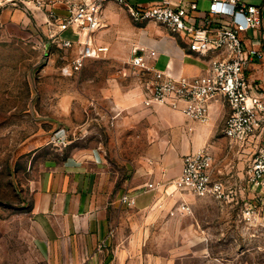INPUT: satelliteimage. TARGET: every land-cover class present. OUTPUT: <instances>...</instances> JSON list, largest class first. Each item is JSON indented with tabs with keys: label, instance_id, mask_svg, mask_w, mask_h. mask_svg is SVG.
<instances>
[{
	"label": "rangeland",
	"instance_id": "obj_1",
	"mask_svg": "<svg viewBox=\"0 0 264 264\" xmlns=\"http://www.w3.org/2000/svg\"><path fill=\"white\" fill-rule=\"evenodd\" d=\"M113 3L110 16L102 12L98 30L70 47L58 43L48 20V31L27 30L17 37L0 31V264H52L48 241L31 213V181L46 165L104 144L113 147L118 133L121 148L133 147L127 135L134 132V121H142L144 133L151 125V111L137 106L152 107L146 103L151 98V71L132 64L140 47L138 23ZM88 45L96 54L83 57L75 69L73 62ZM40 55L43 60L33 70L64 74L56 92L44 91L54 90L45 83L40 93L31 91L30 66ZM256 192L253 206L262 214L264 189ZM169 194L170 218L176 219L170 221V262L264 264V222L246 223L245 203L198 198L171 184ZM182 201H189V210H177ZM151 244L146 250L160 249L155 256H166L165 238H153Z\"/></svg>",
	"mask_w": 264,
	"mask_h": 264
},
{
	"label": "crops",
	"instance_id": "obj_2",
	"mask_svg": "<svg viewBox=\"0 0 264 264\" xmlns=\"http://www.w3.org/2000/svg\"><path fill=\"white\" fill-rule=\"evenodd\" d=\"M5 1L0 10V28H3L0 31L8 30L15 37L27 30L46 31L48 20L49 29L57 37L76 44L75 30L70 28L60 32L56 22H51V13L54 18L67 15L64 0H44L42 8L35 7L32 0ZM157 1L129 0V3L148 7ZM245 2L261 7V27L264 28V0ZM207 4L206 0H199L198 15L203 14L201 11ZM29 6L36 10L30 13ZM113 8V2L106 3L105 16H110ZM227 20V17L215 19L210 29L215 30ZM189 21L197 23L195 18ZM137 28V46L154 52L147 59L153 70L173 77H191L201 75L207 69L208 59L213 54L202 55L191 50L183 36L172 34L155 22L138 23ZM246 35L249 46L264 48L259 42L258 29L248 31ZM85 39L84 36L79 38L80 41ZM43 57L38 56L30 66L32 93H40L43 83L54 88L44 91L56 92L57 83L64 76L61 70H48L44 74L33 70ZM150 74L152 82L153 72ZM244 76L254 89L264 94V58H254L245 68ZM75 89L77 92V85ZM137 106L151 111L148 118L151 125L144 133L142 121H134V132L127 135V140L131 139L128 143L133 142V147L121 148L122 134L118 133L113 147L104 144L101 148L71 153L58 163L46 165L31 181L32 217L48 241L52 264H174L170 262V221L176 222V219L170 218L169 214L170 184L181 172L183 156L203 147L213 154L212 178L226 186L227 202L241 201L245 207L254 205L257 192L247 180L246 169L264 136L253 137L244 145L230 143L222 131L230 108L221 98L209 103L207 123L190 120L167 105ZM120 122L115 126L120 127ZM148 183L159 186L148 189ZM123 195L132 197L134 205L121 203ZM261 197L264 198V193ZM153 238L166 239V256H155L161 253L160 249L156 253L146 250L152 245Z\"/></svg>",
	"mask_w": 264,
	"mask_h": 264
},
{
	"label": "built area",
	"instance_id": "obj_3",
	"mask_svg": "<svg viewBox=\"0 0 264 264\" xmlns=\"http://www.w3.org/2000/svg\"><path fill=\"white\" fill-rule=\"evenodd\" d=\"M32 1L37 8L45 5L44 0ZM110 1L125 8L135 23H158L170 33L183 36L191 50L202 55L213 54L203 74L173 77L153 70L147 59L154 52L139 48L143 53L134 56L132 64L152 71L154 75L151 98L147 104H165L190 120L207 123L209 103L221 98L230 108L222 129L230 143L244 145L253 137L264 136V94L254 89L244 76L245 68L254 58H264V48L246 43V33L258 29L259 42L264 44L260 6L248 4L245 0H206V9L198 15L199 0H158L148 7L133 6L129 0H64L67 15L54 18L51 13V22H56L60 32L70 28L75 30L76 41L82 44L83 41L79 40L81 36L93 33L100 27L103 7ZM5 4V0H0V10ZM220 17H227L228 20L215 30L210 29L215 19ZM190 18L197 19V23H191ZM56 39L64 47H70L74 42L59 37ZM84 49L73 62L75 69L83 57L96 54V49L90 45ZM213 164V154L207 147L188 153L183 156L181 172L171 185L198 198L226 199V186L212 178ZM246 174L251 187L264 189V138L256 147ZM158 186V183L146 184L148 189H157ZM120 201L129 206L135 203L127 195H123ZM189 208V204L182 201L177 210L187 211ZM242 216L250 225L256 220L264 222V212L260 214L252 204L244 207Z\"/></svg>",
	"mask_w": 264,
	"mask_h": 264
}]
</instances>
